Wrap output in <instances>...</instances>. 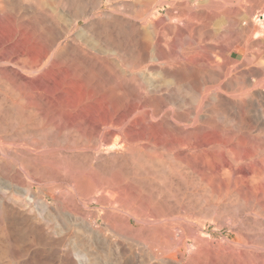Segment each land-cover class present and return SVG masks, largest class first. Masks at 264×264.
<instances>
[{
  "label": "rangeland",
  "instance_id": "374dc122",
  "mask_svg": "<svg viewBox=\"0 0 264 264\" xmlns=\"http://www.w3.org/2000/svg\"><path fill=\"white\" fill-rule=\"evenodd\" d=\"M167 1L158 14L168 18L170 9L175 16L171 23L182 26L188 21L193 24L192 35L186 37L177 30L161 33L168 56L160 61L153 38L136 39V34L150 24L143 22L140 30L126 24L121 35L131 43L136 40L137 47H144L139 48V55L134 51L119 58L98 56L95 65L83 69L90 70V81L81 68L70 70L69 61L61 65L60 77L54 75L55 69H49L50 75L57 78L55 83L58 80L52 89L57 97L52 105L0 102V198L10 208L7 214L0 210V240L4 241H0V264H176L180 253L181 264H264V0ZM39 3L42 9L48 8L44 0ZM109 4L105 2L94 16L98 23L115 27ZM129 11L132 16H127L133 19L134 5ZM200 23L202 38L201 29L197 33ZM200 38L205 46L203 60L198 56L203 52L197 51L201 50ZM188 48L192 52L185 56L183 52ZM36 50H32L34 55ZM196 58L203 62L200 64ZM181 66L193 77L183 83L185 86L167 73ZM68 71L75 74L74 83ZM256 72L262 74L257 76ZM242 77L248 83L242 84ZM131 84L138 87V93ZM198 86L206 93L204 103L208 104L200 114ZM198 123L204 125L203 134L195 140V133H189L192 141L188 142L185 131ZM185 141L195 147L188 148ZM198 144L203 146L199 145L202 151L199 147L196 150ZM121 187L135 196L130 199V193L127 195ZM52 226L60 236L64 233L65 245L48 241L54 237L50 235L54 233ZM176 238L181 246H173ZM2 244L6 251H2Z\"/></svg>",
  "mask_w": 264,
  "mask_h": 264
},
{
  "label": "bare ground",
  "instance_id": "6f19581e",
  "mask_svg": "<svg viewBox=\"0 0 264 264\" xmlns=\"http://www.w3.org/2000/svg\"><path fill=\"white\" fill-rule=\"evenodd\" d=\"M41 1V0H40ZM48 6V8L46 7V9H42L41 6H40V3H39V0H0V3H3L4 5L1 7L0 6V89L3 88V90H0V102H12L15 103L17 101H26V102H31L30 104H34V102L36 103H41V105L45 103V105L47 106V104H50L52 105V103L54 104V98L56 97V93H53V88L55 87L56 83H55V80L57 79L56 76L60 77L59 76V73L61 70L62 67L61 65L64 64V62L66 61V63H68L67 61H69V66L71 64L72 68H70V70H73L77 72V70H79L81 68V70L87 68L85 65L89 66V65H95L97 62H98V56H103L104 59L106 58H109L110 56H114V57H120V56H125V55H132L133 52L137 51L136 53L140 52L139 51V48H144V47H137L138 46V42L136 44V40H134V37H133V42L135 43H131V39L129 41L126 40V38H123L122 36L124 35V32H123V29L124 27H127V25H131L134 29L136 30H140V26L144 23L143 22H146V24H150V25H146L148 26L149 28L151 27V30H149V28L147 27H144V28H147L148 30H140V32H138L136 34V36L138 35L139 37H136L137 38H143V39H147L148 40L150 38H153L154 39V42H155V53H156V56H157V59L160 61V59L164 58L165 56H168L166 55V52L164 51V48L162 45V35L161 33H164L167 32V31H172V30H177L179 33H181L182 35L186 36L187 35L189 36L192 32V29L190 28L191 25L193 24H190L188 21L187 22H184V25L180 26L179 24L175 23V24H172L171 23V20L173 18H175V16L172 14L171 10L169 11L168 10V18L164 17V16H161L160 14H158L160 12V6H164L166 3H169L167 0H113V4H109V0H44ZM111 1V0H110ZM107 2L111 8V12L113 13L111 16L113 17L112 21L116 27V25L119 27H117V29L115 27H113V25H111V23H98L97 19H96V14L95 12L98 10H101L103 4ZM261 2V1H260ZM111 3V2H110ZM172 3V2H170ZM256 3V2H255ZM264 3V2H263ZM134 5L135 7V11L136 13L133 15V19L132 17H129L127 15H131V13H129V7ZM173 4V3H172ZM180 4V3H179ZM188 4V3H186ZM185 4V6H186ZM1 5V4H0ZM178 5V4H177ZM181 5V4H180ZM44 6V5H42ZM188 6V5H187ZM204 6V5H202ZM188 8V7H187ZM186 8V9H187ZM249 8V7H248ZM108 10V9H107ZM182 10V9H181ZM180 10V11H181ZM185 10V9H184ZM190 10V9H189ZM105 11V10H104ZM183 11V10H182ZM186 11V10H185ZM184 11V12H185ZM188 11V10H187ZM103 12V11H102ZM167 13V12H166ZM165 13V14H166ZM175 13V12H174ZM183 13V12H181ZM180 13V15H181ZM256 13V12H255ZM95 14V16H94ZM164 14V15H165ZM202 14V13H201ZM98 15V14H97ZM110 14H108L109 16ZM186 15V14H185ZM215 15V14H213ZM107 16V18H108ZM109 16V17H111ZM132 16V15H131ZM179 16V15H178ZM183 16V15H182ZM190 16V15H189ZM211 16V15H210ZM202 17V15H201ZM209 17V16H208ZM216 17V16H215ZM221 18V17H220ZM106 19V17H105ZM111 19V18H109ZM182 19V18H181ZM189 19V18H188ZM202 19V18H201ZM212 19V17H211ZM62 20V21H61ZM138 20H140L141 22H138ZM207 20V19H206ZM213 20V19H212ZM219 20V18H218ZM106 21V20H105ZM200 21V20H199ZM204 21V20H203ZM84 22L82 25L81 23ZM104 22V21H103ZM112 23V24H113ZM202 23V21H201ZM200 23V25H201ZM205 22L202 23V25L204 24ZM221 23V22H220ZM249 23V26L250 25V22ZM264 23V22H263ZM127 24V25H126ZM190 24V25H189ZM206 24V23H205ZM218 24V23H217ZM81 25V26H80ZM126 25V26H124ZM128 25V26H129ZM196 25V24H195ZM202 25L201 27L199 28L198 30V34H199V31L201 29V32L200 34H202L203 32V28H202ZM207 25V24H206ZM205 25V26H206ZM124 26V27H123ZM204 26V25H203ZM209 26V25H208ZM223 26V25H222ZM207 27V26H206ZM130 28V27H129ZM140 28V29H139ZM215 29V28H214ZM217 29V28H216ZM128 30V29H126ZM167 30V31H165ZM132 31V30H131ZM214 31V30H213ZM134 32V31H133ZM154 35V37H151L152 33ZM121 33H123V35H121ZM127 33V32H126ZM131 32L128 31V34H130ZM174 33V32H173ZM172 33V34H173ZM205 33V32H204ZM207 33V32H206ZM226 33V32H225ZM133 34V33H132ZM135 34V33H134ZM133 34V35H134ZM175 34V33H174ZM197 34V35H198ZM215 34V32H214ZM121 35V36H120ZM131 35V34H130ZM128 35V36H130ZM170 35V34H169ZM176 35V34H175ZM192 35V34H191ZM190 35V37H191ZM222 35V34H221ZM127 36V37H128ZM132 36V35H131ZM166 36V35H164ZM180 36V35H179ZM178 36V37H179ZM126 37V36H125ZM172 37V36H171ZM177 37V39H178ZM196 37V36H194ZM203 37V34L201 35V38ZM205 37V36H204ZM207 37V36H206ZM166 38V37H165ZM168 38V37H167ZM174 38V37H173ZM172 38V39H173ZM200 38V39H201ZM235 38V37H234ZM240 38V37H239ZM36 40L35 44L32 43V41ZM192 39V38H191ZM227 39V38H226ZM229 39V38H228ZM175 39H173L172 41H174ZM188 40V39H187ZM195 40V38H194ZM193 40V41H194ZM144 41V40H143ZM151 41V40H149ZM171 41V42H172ZM181 41V40H180ZM192 41V44L195 43ZM141 42V41H140ZM144 42H147L144 41ZM177 42V41H176ZM202 39L199 41V45H200V49L201 50H197L198 52H203L204 51V47L202 44H201ZM235 42V41H234ZM259 42V41H258ZM181 43V42H180ZM240 43V42H239ZM142 44V43H141ZM186 43H184L185 45ZM231 44V43H230ZM236 44V43H235ZM255 44V43H254ZM137 45V46H136ZM143 45V44H142ZM150 45V44H149ZM175 46V44H173ZM178 45V44H177ZM242 45V44H241ZM181 46V45H180ZM37 47V54L34 55L33 52H34V48ZM148 47V46H147ZM170 47V46H169ZM179 47V46H178ZM230 47V46H229ZM171 48V47H170ZM175 47H173L174 49ZM199 48V47H198ZM216 48V47H215ZM231 48V47H230ZM54 49V50H53ZM191 49V48H188L186 50H184L183 54L186 56L188 55L187 52L188 50ZM225 49V48H224ZM33 50V52H32ZM53 50V52H52ZM144 50V49H143ZM153 50V49H152ZM168 50V49H167ZM192 50V49H191ZM195 50V51H196ZM172 51V49H171ZM134 52V53H135ZM177 53L178 50L176 51ZM189 52H192V51H189ZM188 52V53H189ZM35 53V52H34ZM228 53V52H226ZM225 53V54H226ZM230 53V52H229ZM234 53V52H233ZM171 54V53H170ZM182 54V53H181ZM182 54V55H183ZM204 52L199 55L198 53V56H200L199 58H204L205 55H203ZM208 54V53H207ZM139 55V53H138ZM181 55V56H182ZM176 56V55H174ZM195 56V55H194ZM197 56V57H198ZM118 57V58H119ZM134 57V55H133ZM196 57V56H195ZM209 57V56H208ZM253 57V56H252ZM250 56V58H252ZM51 58V60H50ZM83 61L84 64L82 62H80L79 60ZM111 58V57H110ZM131 58V57H130ZM142 58V57H141ZM154 58V57H153ZM169 58V57H168ZM180 58V57H179ZM190 58V57H189ZM192 58V59H191ZM190 60H194L193 57H191ZM103 59V58H102ZM126 59V58H125ZM133 59V58H132ZM166 59V58H165ZM205 59V58H204ZM216 59V58H215ZM253 59V58H252ZM100 60V59H99ZM123 60V59H122ZM130 60V59H129ZM136 60V59H135ZM141 60V59H140ZM152 60V59H151ZM189 60V59H188ZM197 60V58H196ZM195 60V61H196ZM200 60V59H198ZM200 63V61H198ZM203 60V59H202ZM79 61V63H78ZM101 61V60H100ZM107 61V60H106ZM173 61V60H172ZM171 61V62H172ZM220 61V59L218 60ZM248 61V60H247ZM103 62V61H102ZM111 62V61H110ZM162 62V61H161ZM169 62V61H168ZM181 62V61H180ZM190 62V61H188ZM203 61H201L202 63ZM215 62V61H214ZM231 62V61H230ZM65 63V65H67ZM106 62H103V64H105ZM128 63V62H127ZM130 63V62H129ZM198 63V64H199ZM200 63V64H201ZM216 63V62H215ZM132 64V63H130ZM174 64V63H173ZM244 64V63H243ZM99 65V63H98ZM171 65V64H170ZM175 65V64H174ZM173 65V66H174ZM177 65V64H176ZM175 65V66H176ZM179 65V64H178ZM181 65V64H180ZM204 65V64H203ZM241 65V64H240ZM97 66V65H96ZM130 66V65H129ZM135 66V65H134ZM172 66V67H173ZM206 66V65H204ZM65 67V66H64ZM67 67V66H66ZM65 67V68H66ZM139 67V66H138ZM137 67V68H138ZM148 67V66H147ZM65 68H64V71H65ZM90 67H88L89 69ZM169 68V66H168ZM171 68V67H170ZM169 68V69H170ZM175 68V67H173ZM172 68V69H173ZM179 68V67H178ZM182 68V66L180 67ZM49 69H55V73L54 71H52V73H54V75H50L49 72H51ZM68 69V68H67ZM67 69H66V72H67ZM91 69V68H90ZM167 70V73H169L170 75L172 74L173 75V78H175L177 80V82L183 84L185 83L186 84V81H190L191 78L193 77H190V73H188L187 71H184V67L182 69H178V70ZM187 69V68H186ZM69 70V69H68ZM79 70V71H81ZM151 70V69H150ZM162 70V69H161ZM188 70V69H187ZM63 71V72H64ZM202 71V70H201ZM199 71V72H201ZM63 72L61 74H63ZM64 73V74H67V73ZM70 72V71H68ZM82 72H84V74L86 75V73L88 74V76L86 77L87 78V81H90V80H93V77L92 79L89 77V75L91 74L90 73V70H83ZM86 72V73H85ZM260 72V71H259ZM262 72V71H261ZM70 73L72 75H70ZM69 73V75L71 77V80L70 81H73L72 83H74V80H72V76L74 73H72V71ZM161 73V72H160ZM163 73V72H162ZM257 73V76L260 74L258 72ZM77 74V73H76ZM80 74V73H79ZM82 74V73H81ZM95 74V73H94ZM92 74V75H94ZM156 74V73H155ZM194 74V73H193ZM199 74V73H198ZM197 74V75H198ZM203 74V73H202ZM200 73V75H202ZM220 74V73H218ZM262 74V73H261ZM260 74V75H261ZM69 75H66L69 76ZM75 75V74H74ZM98 75V74H97ZM171 75V76H172ZM196 75V77H197ZM256 75V74H255ZM62 76V75H61ZM78 76V75H77ZM82 76V75H81ZM91 76V75H90ZM101 76V75H99ZM113 76V75H112ZM168 76V75H167ZM204 76V74H203ZM253 76V75H252ZM257 76H254L253 78L256 79ZM263 76V75H262ZM79 77V76H78ZM84 77V75H83ZM95 77H98V76H95ZM115 77V76H114ZM117 77V76H116ZM133 77V76H132ZM200 77V76H198ZM197 77V78H198ZM206 77V76H205ZM256 77V78H255ZM62 78V77H61ZM77 78V77H75ZM74 78V79H75ZM125 78V77H124ZM167 78V77H166ZM243 78V77H242ZM241 78V79H242ZM253 78H250V79H253ZM78 79V78H77ZM85 79V78H84ZM150 79V78H149ZM195 79V78H194ZM199 79V78H198ZM200 79H204V77L200 78ZM207 79V78H206ZM238 79V78H237ZM253 79V80H254ZM258 79V78H257ZM67 80V78H66ZM69 80V79H68ZM80 80V79H79ZM151 80V79H150ZM174 80V79H173ZM193 80V79H192ZM191 80V81H192ZM210 80V78H209ZM214 80V79H213ZM63 82V80H61ZM60 81V82H61ZM84 81V80H83ZM126 81V80H125ZM161 81V79H160ZM167 81H170L169 79ZM195 81V80H194ZM198 82V80H196ZM201 80H199L200 82ZM205 81V80H204ZM69 82V81H68ZM67 82V83H68ZM78 82V81H76ZM80 82V81H79ZM82 82V81H81ZM115 82V81H114ZM135 82V81H134ZM147 82V81H146ZM145 82V83H146ZM164 82V81H162ZM173 82V81H172ZM236 82V81H234ZM242 84H246L248 83L247 79L246 78H243L242 81H240ZM252 82V81H251ZM126 83L130 84L132 82H129V81H126ZM151 83V82H150ZM149 83V84H150ZM160 83V82H159ZM253 83V82H252ZM66 84V83H65ZM77 84V83H75ZM82 84V83H81ZM79 84V85H81ZM84 84V83H83ZM82 84V85H83ZM86 85L88 83H85ZM98 84V83H97ZM142 84V83H141ZM185 84H183V86H185ZM190 85V83H188ZM134 88L136 86H134L133 84H131ZM153 84H151L152 86ZM161 85V84H160ZM173 85V84H172ZM189 85H186L187 87ZM226 85V84H225ZM249 85V84H247ZM147 86V85H146ZM164 86V85H163ZM162 86V87H163ZM169 86V85H168ZM197 86V84H196ZM228 86V85H227ZM240 86V84H239ZM242 86V85H241ZM244 86V85H243ZM60 87V86H59ZM202 88L201 86H198L197 90H196V95H198L197 98H199V105L198 108H197V113L200 114L199 112H201L202 110H204L205 108V105H208V104H205L204 103V96L206 95V93L204 94V90H200L199 89ZM210 87V86H209ZM248 87V86H247ZM138 88V87H137ZM137 88L136 89V92H137ZM179 88V87H178ZM225 88V87H224ZM71 89V88H70ZM130 89V88H129ZM134 89V90H135ZM181 89V88H179ZM64 90V89H63ZM158 90V89H157ZM164 90V89H163ZM57 91V90H56ZM102 91V90H101ZM121 91V90H120ZM125 91V90H124ZM154 91V90H153ZM181 91V90H180ZM185 91V90H184ZM195 91V90H194ZM130 92V91H128ZM152 91H150L151 93ZM168 92V91H167ZM206 92V91H205ZM121 93V92H120ZM131 93V92H130ZM129 93V94H130ZM138 93V92H137ZM147 93V91H146ZM159 93V92H158ZM174 93V92H173ZM55 96H54V95ZM90 94V92H88V95ZM133 94V93H132ZM141 94V93H140ZM140 94H137L138 96ZM184 94V93H183ZM176 95V93H175ZM185 95H186V92H185ZM74 96V95H73ZM107 96V95H106ZM116 96V95H115ZM187 96V95H186ZM195 96V95H193ZM219 96V95H218ZM264 96V95H263ZM58 97H59V94H58ZM61 97V96H60ZM68 97V96H67ZM124 97V96H123ZM174 97V96H173ZM57 98V97H56ZM73 98V97H72ZM82 98V97H81ZM133 98V97H132ZM161 98V97H160ZM68 99V98H66ZM80 99V98H79ZM100 99V98H99ZM137 99V98H136ZM191 99V98H190ZM209 99V98H208ZM59 100V99H57ZM103 100V99H102ZM126 100V99H125ZM135 100V99H134ZM133 100V101H134ZM213 100V98H212ZM216 100V99H214ZM56 101V100H55ZM138 101V100H137ZM164 101V100H163ZM172 101V100H171ZM193 101H196V100H193ZM192 101V102H193ZM223 101V100H222ZM113 102V101H112ZM214 102V101H213ZM63 103V102H62ZM65 103V102H64ZM158 103V102H157ZM164 103V102H163ZM195 103V102H194ZM218 103V102H217ZM250 103V102H249ZM2 104V103H1ZM0 104V105H1ZM6 104V103H5ZM19 104V103H18ZM144 104V103H142ZM161 104V103H160ZM181 103H179L180 105ZM36 105V104H34ZM38 105V106H39ZM188 105V104H187ZM37 106V105H36ZM79 106V105H78ZM231 106V105H230ZM40 107V106H39ZM50 107V106H49ZM94 107V106H93ZM105 107V106H104ZM142 107V106H141ZM182 107V106H181ZM195 107V106H194ZM251 107V106H250ZM42 108V107H41ZM56 108V107H55ZM59 108V106H58ZM192 108V107H191ZM204 108V109H203ZM242 108V107H241ZM253 108V107H252ZM26 109V108H25ZM35 109V108H34ZM37 109V108H36ZM140 109V108H139ZM229 109V108H228ZM227 109V110H228ZM243 109V108H242ZM39 110H42V109H39ZM158 110V109H157ZM211 110V109H210ZM46 111V110H45ZM92 111V110H91ZM111 111V110H110ZM118 111V110H117ZM188 111V110H187ZM209 111V110H208ZM226 111V110H225ZM238 111V109H237ZM15 112V111H13ZM47 112V111H46ZM203 112V111H202ZM206 112V111H205ZM228 112V111H226ZM207 113V112H206ZM235 113V112H234ZM263 113V112H262ZM37 114V113H36ZM42 114V113H41ZM44 114L48 115L49 113H45ZM123 114V113H122ZM121 114V115H122ZM129 114V113H128ZM58 115V114H56ZM69 115V114H68ZM67 115V117H69ZM110 115V114H109ZM115 115V114H114ZM177 115V114H176ZM257 115V114H256ZM259 115V114H258ZM257 115V116H258ZM77 116V114H76ZM133 116V115H132ZM263 116V115H262ZM26 117V116H25ZM54 117H56L54 115ZM175 117V116H174ZM180 117V116H179ZM192 117V116H191ZM189 117V118H191ZM201 117L199 118V121L201 122ZM207 117V116H206ZM15 118V117H14ZM29 118V117H28ZM33 118V117H32ZM66 118V117H65ZM92 118V117H91ZM102 117H100L101 119ZM185 118V117H184ZM263 118V117H262ZM37 119V118H36ZM145 119V118H144ZM147 119V118H146ZM155 119V118H154ZM179 119V118H178ZM183 119V118H182ZM210 119V118H209ZM140 120V119H139ZM147 121V120H146ZM207 121V120H206ZM39 122V121H38ZM189 122V121H188ZM48 123V122H47ZM160 123V122H159ZM214 123V122H213ZM231 123V122H230ZM195 124V123H194ZM15 125V124H14ZM13 125V126H14ZM32 125V124H31ZM115 125V124H114ZM141 125V124H140ZM193 125V124H192ZM254 125V124H253ZM218 126V125H217ZM31 127V126H30ZM156 127V126H155ZM4 128V127H3ZM53 128V127H52ZM218 128V127H217ZM147 129V128H146ZM207 129V128H206ZM83 130V129H82ZM155 130V129H154ZM47 131V130H46ZM84 131V130H83ZM66 132V131H65ZM183 132V131H182ZM204 132V125L202 123H198V125H195L193 126V128H191V130H188L185 131L186 134H194L192 135L194 138H192V136L189 134V139L188 142H191L192 140L190 139V136L192 139H195L197 138V136L200 137V134H203ZM217 132V131H216ZM129 133V132H128ZM158 133V132H157ZM184 133V132H183ZM197 133H199V135H197ZM115 134V133H114ZM127 134V133H126ZM173 134V133H172ZM207 134V132H206ZM210 134V133H209ZM235 134V133H234ZM65 135V134H64ZM83 135V134H81ZM155 135V134H154ZM181 135H184V134H181ZM223 135V134H222ZM144 136V134H143ZM148 136V135H147ZM196 136V138H195ZM214 136V135H213ZM119 137V136H118ZM128 137V136H127ZM133 137V136H132ZM136 137V136H135ZM185 137V135H184ZM205 137V136H204ZM115 138V137H114ZM134 138V137H133ZM172 138V137H171ZM186 138H187V135H186ZM185 138V140H186ZM202 138V136H201ZM109 139V138H108ZM178 139V138H177ZM180 139V138H179ZM227 139V138H226ZM229 139V138H228ZM261 139V138H260ZM146 140V139H145ZM183 140V139H181ZM194 140V141H195ZM198 140V139H197ZM135 141V139H134ZM179 141V140H178ZM184 141V140H183ZM202 140H199V142H201ZM204 141V140H203ZM208 141V140H207ZM211 141V140H209ZM172 142V141H171ZM186 142V141H185ZM183 142L184 145L188 148H193L195 146H192L190 143L188 142ZM258 142V141H257ZM260 142V141H259ZM155 143V142H154ZM180 143V142H179ZM178 143V145L180 146V144ZM193 143H197L196 142H193ZM209 143V142H208ZM241 143V142H240ZM106 144V143H105ZM170 144V143H167V145ZM203 144V143H201ZM201 144H198V146H196V150L200 149V146ZM144 145V144H143ZM184 145L181 144V146L184 147ZM200 145V146H199ZM112 146V145H111ZM110 146V147H111ZM257 146V145H256ZM109 147V148H110ZM126 147V146H125ZM143 147V146H142ZM186 147V148H187ZM203 147V146H201ZM117 148V147H116ZM175 148V147H174ZM178 148V147H177ZM254 148V147H253ZM147 149V147H146ZM204 149V148H203ZM124 150V149H123ZM133 150V148H132ZM189 150V149H188ZM217 150V149H216ZM240 150V149H239ZM126 151V150H125ZM137 151V150H136ZM191 152L193 150H190ZM195 151V150H194ZM200 151H202V148L200 149ZM120 152V151H119ZM126 152H129V151H126ZM195 152H199V151H195ZM205 152V151H203ZM208 152V151H207ZM237 152H238V149H237ZM117 152H115L114 155H116L118 157V155L116 154ZM156 153V152H154ZM194 153V152H193ZM210 153V152H209ZM222 153V152H221ZM131 154V153H130ZM138 154V152H137ZM205 154V153H203ZM216 154V152H215ZM121 155V154H120ZM132 155V154H131ZM156 155V154H155ZM217 155V154H216ZM221 155V154H220ZM219 155V156H220ZM234 155V154H232ZM252 155V154H251ZM159 157V156H158ZM170 157V156H169ZM179 157V156H178ZM207 157V156H206ZM222 157V156H221ZM183 158V157H182ZM200 158V157H199ZM116 159V157H115ZM141 159V158H140ZM208 159V158H207ZM210 159V158H209ZM234 159V158H233ZM236 159V158H235ZM234 159V160H235ZM184 160V159H183ZM182 160V161H183ZM193 160V159H192ZM143 161V160H142ZM156 161V160H154ZM158 161V160H157ZM160 161V160H159ZM198 161V160H197ZM120 162L119 160L117 161V163ZM139 162H141L139 160ZM184 162V161H183ZM192 162V161H191ZM190 162V163H191ZM159 163V162H158ZM161 163V162H160ZM207 163V162H206ZM132 164V163H131ZM142 164V163H141ZM68 165V164H67ZM66 165V166H67ZM119 165V163H118ZM122 165V164H120ZM126 165V164H125ZM144 165V164H143ZM154 165V164H153ZM159 165V164H158ZM191 165H193L191 163ZM221 165V164H220ZM117 166V165H116ZM123 166V165H122ZM145 166V165H144ZM156 166V165H155ZM196 166V164H195ZM71 167V166H70ZM69 167V168H70ZM162 167V166H161ZM167 167V166H166ZM174 167V166H173ZM194 167V166H192ZM145 168V167H144ZM99 169V168H98ZM112 169V168H111ZM64 170V168H63ZM148 170V169H147ZM195 170V169H194ZM65 171V170H64ZM113 171V170H112ZM120 171V170H119ZM186 171V170H185ZM192 171V170H191ZM121 172V171H120ZM224 172V171H223ZM124 173V172H123ZM149 173V172H148ZM66 174V173H65ZM116 174V173H115ZM118 174V172H117ZM185 174V173H184ZM191 174V173H190ZM206 174V173H205ZM209 174V173H208ZM206 174V175H208ZM127 175V174H126ZM201 175V174H200ZM204 175V174H203ZM92 176V175H91ZM139 176V175H138ZM141 176V175H140ZM252 176V175H251ZM116 177V176H115ZM119 177V176H118ZM88 178V177H87ZM95 178V177H94ZM98 178V176H97ZM257 178V177H256ZM120 179V178H119ZM197 179V178H196ZM91 181V179H89ZM143 180V179H142ZM181 180V179H180ZM198 180V179H197ZM209 180V179H208ZM147 181V180H146ZM216 181V180H215ZM101 182V181H100ZM105 182V180H104ZM119 182V181H118ZM205 182V181H204ZM209 182V181H208ZM85 183V182H84ZM196 183V182H195ZM199 183V182H198ZM87 184V183H85ZM139 184V183H138ZM150 184V183H149ZM230 184V183H229ZM97 185V184H96ZM105 185V184H104ZM142 185V184H141ZM83 186V185H82ZM183 186V185H182ZM184 187V186H183ZM234 187V186H233ZM136 188V186H135ZM138 188V187H137ZM143 188V187H142ZM232 188V187H231ZM122 189V187H121ZM217 189V188H216ZM247 189V188H246ZM93 190V189H92ZM123 190V189H122ZM213 190V189H212ZM87 191V190H86ZM125 191V190H123ZM127 191V190H126ZM125 191V192H126ZM139 191V190H138ZM209 191V190H208ZM232 191V190H231ZM149 192V191H148ZM207 192V190L205 191ZM228 192V191H227ZM124 193V192H122ZM130 193V192H129ZM129 193L126 192V194L128 195ZM137 193V192H136ZM210 193V192H209ZM125 194V193H124ZM121 195L122 198L125 196V195ZM131 194L133 195V193L131 192L130 193V199L131 197H134V196H131ZM203 194V193H202ZM148 195V193H147ZM217 195V194H216ZM248 195V194H247ZM143 196V195H142ZM156 196V195H155ZM197 196V195H196ZM237 196V195H236ZM201 197V196H200ZM207 197V196H206ZM230 197V196H229ZM250 197V196H249ZM136 198V197H135ZM144 198V197H143ZM196 198V197H195ZM205 198V197H203ZM222 198V197H221ZM119 199V198H118ZM190 199V198H189ZM206 199V198H205ZM209 199V198H208ZM259 199V197L257 198ZM119 200H122L121 198ZM220 200V199H219ZM126 200H124L123 202H125ZM134 201V200H132ZM154 201V200H153ZM250 201V200H249ZM127 202V201H126ZM144 203V202H143ZM147 204V203H146ZM260 205V204H259ZM140 206V205H139ZM147 207V206H146ZM152 207V206H151ZM153 208V207H152ZM155 208V207H154ZM147 209V208H146ZM222 209V208H221ZM0 210L2 212H5V214H7V212L10 210L9 208V205L6 204L5 202H3V200L0 198ZM136 210V209H135ZM138 210V209H137ZM140 210V209H139ZM142 210V209H141ZM140 210V211H141ZM258 210V209H257ZM12 211V210H11ZM13 211L15 212V210L13 209ZM156 211V210H155ZM9 213V212H8ZM139 213V212H138ZM262 213V212H261ZM156 214V213H155ZM14 215V214H13ZM153 215V214H152ZM220 215V214H219ZM7 217V216H6ZM30 217V216H29ZM73 217V216H72ZM71 217V218H72ZM80 217V216H79ZM35 218V217H34ZM70 218V219H71ZM18 219V217H17ZM29 219V218H27ZM31 219V218H30ZM38 219V218H37ZM40 219V218H39ZM82 219V218H81ZM13 220V219H12ZM25 219H23L24 221ZM34 220V219H33ZM21 222V219L19 220ZM27 221V220H26ZM41 221V220H39ZM38 221V222H39ZM87 221V220H86ZM20 222H17L20 223ZM25 222V221H24ZM44 222V221H43ZM71 222V221H70ZM73 222V221H72ZM88 222V223H87ZM86 222V226H89V221ZM11 223V222H10ZM14 223H15V220H14ZM13 223V224H14ZM34 223V222H33ZM36 223V222H35ZM81 223V222H80ZM32 224V223H31ZM29 224V226L31 225ZM39 224H43V223H39ZM45 224V223H44ZM75 225L77 223H74ZM82 224V223H81ZM83 224H84V219H83ZM16 225V224H15ZM14 225V226H15ZM21 225V224H20ZM79 225V224H78ZM77 225V226H78ZM18 226V225H16ZM22 226V225H21ZM25 227L27 226L24 225ZM23 226V227H24ZM40 226V225H39ZM42 226V225H41ZM51 226V225H49ZM70 226V225H69ZM34 227V226H33ZM44 227V226H43ZM55 227V226H54ZM72 227V226H71ZM76 227V226H75ZM82 227V225H81ZM13 228V227H12ZM18 228V227H17ZM16 228V229H17ZM37 228H39L37 226ZM57 228V227H55ZM79 227H77L78 229ZM14 229V228H13ZM28 229V228H27ZM43 229V228H42ZM58 229V228H57ZM76 229V228H75ZM87 229V228H86ZM52 230H53V226H52ZM51 230V231H52ZM56 230V229H55ZM53 230V232L55 231ZM59 230V229H58ZM91 230V229H90ZM89 230V231H90ZM22 231V230H21ZM42 232V234L45 232L44 230H40V232ZM47 231V230H46ZM65 231V230H64ZM67 231V230H66ZM69 231V230H68ZM67 231V232H68ZM71 231V229H70ZM84 231V230H83ZM15 232V231H14ZM24 232V231H23ZM30 232V231H29ZM28 232V233H29ZM36 232V231H35ZM38 232V231H37ZM77 232V231H76ZM86 233L88 232L85 231ZM91 232V231H90ZM22 233V232H21ZM34 233V231H33ZM50 233V231H49ZM52 233V232H51ZM52 236L54 237H50V239L48 238V241H50V243H52V245H63L64 242H65V239L66 237L63 236H60L59 235V232L57 233L54 232L53 234H51ZM57 233L59 237H56L55 238V234ZM73 233V232H72ZM36 234V233H34ZM41 234V233H39ZM55 234V235H54ZM70 234V233H69ZM48 235V234H46ZM45 235V236H46ZM73 235V234H71ZM77 235V234H76ZM83 235V234H82ZM43 236V235H42ZM69 236V235H67ZM16 237V236H15ZM29 237V236H28ZM39 237V236H38ZM41 237V236H40ZM49 237V236H48ZM70 237V236H69ZM75 237V236H74ZM19 238V237H18ZM30 238V237H29ZM73 238V236H72ZM181 238V237H180ZM244 238V237H243ZM178 238H176L174 241H173V246L174 245H177V246H181L182 245V242H181V245H180V240H177ZM240 239V238H239ZM246 240V239H245ZM1 242L3 240H0ZM48 244L49 242L46 240ZM74 241V239H73ZM83 241V240H82ZM87 241V240H86ZM0 242V243H1ZM17 242V241H16ZM43 242V241H42ZM46 242L44 244H46ZM67 242H68V239H67ZM72 242V241H71ZM76 242V241H74ZM84 242V241H83ZM19 243V242H18ZM41 243V242H40ZM69 243V242H68ZM85 243V242H84ZM202 243V242H200ZM3 244H4V241H3ZM3 244H2V251H6V249L4 248L3 249ZM17 244V243H16ZM20 244V243H19ZM66 244V242H65ZM64 244V245H65ZM72 244V243H71ZM18 245V244H17ZM57 245V246H58ZM69 245V244H68ZM75 245V244H74ZM93 245V244H92ZM7 246V245H6ZM80 246V245H79ZM5 247V246H4ZM8 247V246H7ZM33 247V246H32ZM65 247V246H63ZM72 247V246H71ZM114 247V246H113ZM175 247V246H174ZM56 248V247H55ZM69 248V246H68ZM73 248V247H72ZM75 249L76 246L74 247ZM64 249V248H62ZM92 249V248H91ZM125 249V248H124ZM74 250V249H73ZM85 250V249H84ZM88 251L89 248H87ZM165 250V249H164ZM8 251H10V249H8ZM7 251V252H8ZM77 251V250H76ZM136 251V250H135ZM64 252V251H63ZM61 251V253H63ZM67 252V250H66ZM122 252V251H121ZM139 252V251H138ZM0 253H2L0 251ZM5 253V252H4ZM89 253V252H88ZM131 253V252H130ZM134 253V251H133ZM132 253V254H133ZM136 253V252H135ZM201 253V252H200ZM211 253V252H210ZM3 254V253H2ZM9 255V252L7 253ZM19 254V253H18ZM68 254V252H67ZM140 254V253H139ZM243 254V253H242ZM65 255V254H64ZM72 255V254H71ZM70 255V256H71ZM93 255V254H92ZM135 255V254H133ZM141 255V254H140ZM183 254H179V258L176 257L175 259V263L176 264H181V261H182V256ZM69 256V255H67ZM69 256V257H70ZM101 256V255H100ZM132 256V255H130ZM212 257V256H211ZM235 257V256H234ZM62 258V257H61ZM139 258V256H138ZM143 259V258H142ZM129 260V259H128ZM135 260V259H134ZM138 260V259H137ZM153 260V259H152ZM163 260V259H162ZM230 260V259H229ZM82 261V259H81ZM130 262L133 261L132 258L131 260H129ZM139 261L142 262L139 258ZM213 261V260H212ZM134 262V261H133ZM79 263V262H78ZM132 263V262H131ZM147 263V262H146ZM151 263V262H149ZM154 263V262H153ZM136 264V263H135Z\"/></svg>",
  "mask_w": 264,
  "mask_h": 264
}]
</instances>
